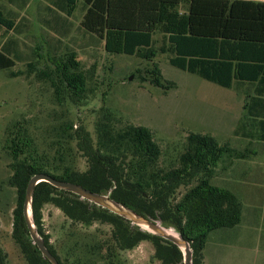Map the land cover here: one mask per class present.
Masks as SVG:
<instances>
[{"label": "trees", "instance_id": "obj_1", "mask_svg": "<svg viewBox=\"0 0 264 264\" xmlns=\"http://www.w3.org/2000/svg\"><path fill=\"white\" fill-rule=\"evenodd\" d=\"M79 0H64V11L72 15ZM86 11L82 27L105 42L112 54L137 56L152 62L143 81L168 90L175 82L164 78L154 59L161 53L172 65L197 74L223 87L236 80H264V1L258 0H83ZM13 22L0 10V24L12 29ZM161 35V44L156 39ZM53 67L38 72L47 79L60 99L81 104L88 99V75L76 51L50 58ZM16 60L0 50V70L11 69ZM29 72L34 70L28 63ZM140 71V70H138ZM13 73L14 76L20 75ZM110 110L96 124L95 142L85 132L68 140H81L88 169L80 172L53 164L33 138L29 128L15 123L6 128V145L11 175L7 178L6 205L14 192L12 237L28 264H52L34 244L24 215V201L30 179L47 173L58 180L74 182L105 195L144 215L173 227L191 244L193 264H203L210 233L231 229L242 222L243 202L238 194L212 182L215 171L227 156L242 157L227 143L221 145L210 134L190 132L184 151L161 164L162 149L152 130L144 125L122 124ZM185 192L178 194L179 189ZM51 203L73 223L112 225V252L130 250L151 241L152 262L184 264L182 250L175 243L79 195L47 181L37 184L32 201L33 218L48 249L61 257L43 228L42 208ZM98 248H102L98 245ZM90 255V253H89ZM92 256V255H91ZM7 254L0 243V264ZM78 257V261L80 260ZM89 259V258H88ZM88 264V263H87Z\"/></svg>", "mask_w": 264, "mask_h": 264}, {"label": "rangeland", "instance_id": "obj_2", "mask_svg": "<svg viewBox=\"0 0 264 264\" xmlns=\"http://www.w3.org/2000/svg\"><path fill=\"white\" fill-rule=\"evenodd\" d=\"M15 3L0 0V8L7 17H15ZM44 3L51 2L41 0L40 18L18 23L12 35L0 27V46L17 34L24 39L15 50L16 65L0 70V243L7 254L6 264H28L12 237L13 190L11 205H6L4 196L8 189L6 180L11 175V158L5 148L7 126L16 122L24 124L39 150L53 164L60 169L70 166L80 172L88 169V160L80 138L71 141L68 137L88 132L95 142L96 124L106 110L121 118L123 125L149 127L162 149V165L170 164L184 151L190 132L210 134L221 145L227 143L222 98L227 87L172 65L169 56L161 53L153 62L175 86L166 91L148 80L143 81L141 77H148L147 71L153 63L137 56L109 53L104 41L82 27L86 9L83 1L70 19L43 12ZM156 39L161 44V35ZM70 51H76L89 78L88 99L81 104L58 98L51 82L37 76L40 70L53 67L51 57ZM29 62L34 65L32 72ZM131 75L133 78L129 79ZM212 182L227 187V159L217 167ZM185 190L182 186L178 194ZM42 215L44 231L65 264H150L153 260L155 248L147 240L130 250L117 249L112 257L107 248L112 231L108 223L97 221L89 226L73 223L51 203L43 206ZM154 264L161 263L156 260ZM203 264H264V227L252 224L247 216L235 228L212 231L204 249Z\"/></svg>", "mask_w": 264, "mask_h": 264}, {"label": "crops", "instance_id": "obj_3", "mask_svg": "<svg viewBox=\"0 0 264 264\" xmlns=\"http://www.w3.org/2000/svg\"><path fill=\"white\" fill-rule=\"evenodd\" d=\"M11 1L16 2V20L3 14L5 18L14 21L13 27L8 29L0 24L8 35H12L18 23H26L28 19L35 21L41 15V0ZM49 1L50 5L44 3L43 12L58 13L60 17L66 15L68 19L75 13L66 14L64 0ZM80 1L83 0H79V3ZM0 10L3 12L1 8ZM23 41V35L17 34L10 40H4L0 50L15 58V50H18ZM223 95L227 144L242 155L227 156V187L238 194L243 202L242 221L248 216L252 224L264 227V80H236L231 87H227V92Z\"/></svg>", "mask_w": 264, "mask_h": 264}, {"label": "water", "instance_id": "obj_4", "mask_svg": "<svg viewBox=\"0 0 264 264\" xmlns=\"http://www.w3.org/2000/svg\"><path fill=\"white\" fill-rule=\"evenodd\" d=\"M132 78L133 75H131L129 79ZM42 181H47L60 189L73 192L83 199H87L91 202H94L95 204L107 208L110 211L130 220L133 224H136L141 227V229L159 235L175 243L183 252L184 264H193V249L191 247L190 242L173 227L163 225L160 220H154L145 217L144 215L112 199L109 195L94 192L78 183L58 180L57 178L47 173H39L34 175L29 181L24 201V215L34 244L38 246L43 256L46 257L52 264L61 263L59 262L58 258L46 246L43 237L39 234L37 230L33 218V195L37 184Z\"/></svg>", "mask_w": 264, "mask_h": 264}]
</instances>
